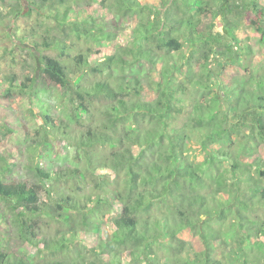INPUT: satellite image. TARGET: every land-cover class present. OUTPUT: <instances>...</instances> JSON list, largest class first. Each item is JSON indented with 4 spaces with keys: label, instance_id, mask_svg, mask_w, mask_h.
Returning a JSON list of instances; mask_svg holds the SVG:
<instances>
[{
    "label": "trees",
    "instance_id": "16d2710c",
    "mask_svg": "<svg viewBox=\"0 0 264 264\" xmlns=\"http://www.w3.org/2000/svg\"><path fill=\"white\" fill-rule=\"evenodd\" d=\"M23 1L0 264H264V0Z\"/></svg>",
    "mask_w": 264,
    "mask_h": 264
},
{
    "label": "rangeland",
    "instance_id": "374dc122",
    "mask_svg": "<svg viewBox=\"0 0 264 264\" xmlns=\"http://www.w3.org/2000/svg\"><path fill=\"white\" fill-rule=\"evenodd\" d=\"M18 3L21 11H18ZM4 4L5 8L2 7L0 2V11L2 10L0 14V74H7L11 70L23 73L21 63L28 60V53L26 52L29 49L34 50L32 43L38 40L35 35H44L42 30L52 23V19L46 17V14L42 15L44 17H39L38 12L35 10L26 15L25 12L28 11L26 9L27 3L23 0H5ZM240 24L239 39L245 38V40H248L256 35L252 24L249 21L247 22L246 16L243 15ZM227 40L230 41L229 38ZM260 52L264 53V48ZM48 53L54 56L53 52L47 51ZM35 76L37 77V74ZM40 100L49 106H54L57 103L52 89L43 93ZM6 104H8V98L4 97V94L0 91V124L13 122L16 118L17 112L4 106ZM10 141L6 142L2 150L4 147L10 146ZM7 186L12 188L14 182L8 183Z\"/></svg>",
    "mask_w": 264,
    "mask_h": 264
}]
</instances>
